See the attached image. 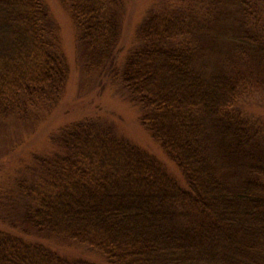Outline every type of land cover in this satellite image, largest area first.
I'll return each instance as SVG.
<instances>
[{"label": "trees", "instance_id": "trees-1", "mask_svg": "<svg viewBox=\"0 0 264 264\" xmlns=\"http://www.w3.org/2000/svg\"><path fill=\"white\" fill-rule=\"evenodd\" d=\"M61 2L83 68L108 75L141 107L143 125L182 169L187 188L110 122L66 126L55 135L56 152L34 156L60 189L10 222L26 238L0 228V264H97L52 252L38 240L45 235L93 249L105 264H264V154L232 113L246 86L240 74L202 69L201 47L171 46L193 30L185 16L167 13L139 24L137 45L120 63L124 1ZM234 7L246 29L233 45L252 53L249 72L264 75L263 21L256 22L264 0H224V29L236 21ZM68 76L44 1L0 0V120L27 123L31 109L56 107Z\"/></svg>", "mask_w": 264, "mask_h": 264}, {"label": "rangeland", "instance_id": "rangeland-1", "mask_svg": "<svg viewBox=\"0 0 264 264\" xmlns=\"http://www.w3.org/2000/svg\"><path fill=\"white\" fill-rule=\"evenodd\" d=\"M43 1L50 19L59 29L61 52L69 67L65 92L56 107L47 110L31 109L27 123H20L13 118L0 120V228L23 239L26 236L12 229L10 222L17 214L22 215L31 204H37L43 196L54 194L61 186L60 183L54 185L55 182L46 181L45 174L41 173L46 172L39 167L34 156L52 155L57 149L55 135H58V131L85 119L110 122L119 138L152 156L182 189L187 188L182 169L171 160L161 143L143 125L140 119L141 107L134 104L128 98L127 91L121 85H116L108 75H99L97 70L87 72L83 68L76 29L68 9L61 0ZM123 1L121 49L118 48L120 52L117 54L119 62H123L128 49L137 45V27L150 14L185 16L192 25L193 33L178 38L176 43L172 41L170 45L185 46L187 42L186 45L191 43V47H201L196 53L198 65L208 72L225 69L240 74L246 86L240 91L232 113L251 130L257 139L255 144H258V150L264 154V75L249 72V66L254 65L252 53L247 51L241 55L233 45L239 43L236 36L243 34L246 29L242 27L241 12L234 7L231 18H236V21L229 29H224L223 23L218 21L224 0ZM257 15L256 22L263 21L260 35L264 37L263 12ZM203 33L209 34L206 37L214 41L212 49L209 47L211 44L207 45ZM261 43L259 46H264V40ZM45 236L38 239L39 242L60 256L74 259L83 256L94 263L105 264L102 254L93 249L68 243L56 236Z\"/></svg>", "mask_w": 264, "mask_h": 264}]
</instances>
